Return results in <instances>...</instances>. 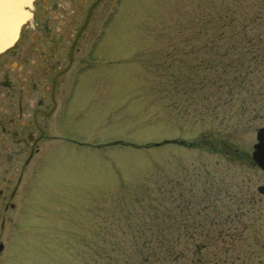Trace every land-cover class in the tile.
<instances>
[{"label":"rangeland","instance_id":"obj_1","mask_svg":"<svg viewBox=\"0 0 264 264\" xmlns=\"http://www.w3.org/2000/svg\"><path fill=\"white\" fill-rule=\"evenodd\" d=\"M257 2L99 0L86 145L53 161L7 264H125L152 231L203 247L204 264H264V172L251 159L264 126L240 122V94L220 60L212 69Z\"/></svg>","mask_w":264,"mask_h":264},{"label":"flooded vegetation","instance_id":"obj_2","mask_svg":"<svg viewBox=\"0 0 264 264\" xmlns=\"http://www.w3.org/2000/svg\"><path fill=\"white\" fill-rule=\"evenodd\" d=\"M98 5L30 0L23 8L28 18L0 51V264L14 256L42 185L52 180L53 161L86 145L79 136L89 132L79 124L83 100L95 92L85 86V72L99 63L89 60L102 38L89 26Z\"/></svg>","mask_w":264,"mask_h":264},{"label":"trees","instance_id":"obj_3","mask_svg":"<svg viewBox=\"0 0 264 264\" xmlns=\"http://www.w3.org/2000/svg\"><path fill=\"white\" fill-rule=\"evenodd\" d=\"M251 10V13L240 15V40L229 42L225 53L213 60L212 69L217 72L220 66L217 60H220L224 64L222 71H227L223 87L230 93L236 90L240 94V122L249 124L257 120L254 123L256 124L258 120H262L260 124L264 126V117L258 119V114L264 109V0H258ZM230 21H233V17H230ZM256 27L261 30V33L255 32ZM229 98L231 102L232 96L229 95ZM226 155L234 157L236 150H230ZM240 159L250 164L246 154H240ZM218 220L220 222L221 219ZM228 221L229 219L226 218L220 224ZM209 224L217 226L216 219L210 220ZM134 239L135 250L131 255H125V264L205 263L204 259H201L202 256H198L203 247H192L187 251H180L174 243L176 239L170 236L166 240L160 232L152 231L137 235ZM188 255L193 257L197 255V259H188Z\"/></svg>","mask_w":264,"mask_h":264},{"label":"water","instance_id":"obj_4","mask_svg":"<svg viewBox=\"0 0 264 264\" xmlns=\"http://www.w3.org/2000/svg\"><path fill=\"white\" fill-rule=\"evenodd\" d=\"M29 2L30 0H0V51L14 40L20 24L28 18L23 8ZM255 138L251 159L264 172V127L257 129ZM257 192L264 196V186H258Z\"/></svg>","mask_w":264,"mask_h":264}]
</instances>
